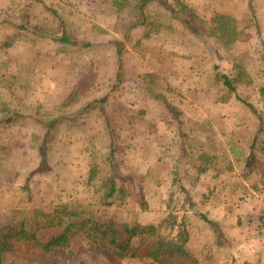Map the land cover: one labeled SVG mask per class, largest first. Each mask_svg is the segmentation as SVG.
<instances>
[{"label": "rangeland", "instance_id": "1", "mask_svg": "<svg viewBox=\"0 0 264 264\" xmlns=\"http://www.w3.org/2000/svg\"><path fill=\"white\" fill-rule=\"evenodd\" d=\"M168 1L173 8L147 0L145 37L149 26L129 27L132 10L122 21L111 0H0V222L66 202L103 221L147 224L170 212L189 219V205L197 231L203 221L211 231L193 244L202 264H264V252L250 261L248 251L234 250L236 239L254 236L253 212L241 213L249 228L234 226L241 235L229 232L224 243L221 226L196 208L215 188L207 178L198 187L208 196L185 188L207 152L213 172L239 178L236 202L253 186L264 190V0H183L203 31L176 18L178 6ZM219 14L237 31L229 42L211 32ZM63 31L72 42L59 40ZM6 115L13 119L5 123ZM112 174H120L122 202L107 205L101 193ZM58 230L36 232L47 238ZM53 261L153 264L118 257L81 233L49 252L20 244L3 257L4 264Z\"/></svg>", "mask_w": 264, "mask_h": 264}, {"label": "trees", "instance_id": "2", "mask_svg": "<svg viewBox=\"0 0 264 264\" xmlns=\"http://www.w3.org/2000/svg\"><path fill=\"white\" fill-rule=\"evenodd\" d=\"M147 0H111L117 11L121 14L120 19L125 20V9L132 10L131 16L126 19L129 27L138 24L149 26L145 37L150 36L151 22H148L145 13ZM168 6L170 2L166 0ZM179 12L175 17L189 24L190 28L203 31L200 26L201 19L196 15L195 10L190 8L183 0H174ZM216 25L211 27V32L217 34L218 39L231 41L236 37L237 31L234 26H230V18L227 15H216ZM62 42H72L63 31L60 38ZM81 44V43H80ZM86 46L87 44H81ZM152 75L148 73L147 76ZM222 84L229 90H234L232 79L226 74H221ZM106 96L93 100V103H103ZM249 107L253 106L246 103ZM10 115L3 117L5 123L12 120ZM54 121V120H53ZM49 123V122H47ZM254 142L252 143V145ZM41 146V152L43 151ZM201 152V157L195 165L196 172L204 171L212 167L210 161L212 154ZM205 154V156H203ZM209 158V160H207ZM249 171L254 168V164L249 160L247 163ZM246 176V174H244ZM91 178L94 177L92 174ZM104 180V192L101 198L107 204H120L122 202L120 192L121 186L118 184L120 174H112ZM92 180V179H90ZM143 201V200H142ZM139 205L144 207V202ZM205 221L211 222L206 216ZM40 220V222H38ZM58 227V231L50 237H45L36 232L38 227ZM175 230L173 233L172 231ZM78 233L83 238L89 239L95 246L103 247L118 257H137L140 260L149 261L153 264H202L188 246V230L184 215L175 212L168 213V216L157 223H131L129 221L115 222L114 220L103 221L94 215H89L86 209L71 208L66 202H62L48 212L39 210L33 211V216L27 219L21 216L18 220H3L0 222V264H4V255L20 244L31 245L42 253L49 252L57 247L67 245L69 241ZM50 264H67L53 261Z\"/></svg>", "mask_w": 264, "mask_h": 264}, {"label": "crops", "instance_id": "3", "mask_svg": "<svg viewBox=\"0 0 264 264\" xmlns=\"http://www.w3.org/2000/svg\"><path fill=\"white\" fill-rule=\"evenodd\" d=\"M213 169L215 168L210 167L200 172H196L195 169V174L190 176L191 179H189L187 186H185L187 192H190V194H195L199 191L201 194L206 193V195L208 196V190L198 187L201 180H205L207 178L208 182H210L209 185H212L211 187L215 188V197L210 195L203 203L198 204L200 208L198 205L197 207L195 206L199 209L197 212L203 213L206 218L214 221L216 225L221 226V231L224 235L221 240H223L222 242L224 243H230L232 241L228 236L229 232L231 233V236H233L234 231L236 233V236L241 235V230L237 228L234 229V226H240L244 223L245 229L249 228L247 226V221L245 218L246 215H242L241 213H247V211L248 213L253 212L254 219L250 222H253L254 225V236L250 240H245L244 238L236 239L234 250L240 249L241 251H248L251 256L250 261L261 258V255L264 252V224L261 221V210H263L264 208V190H256L257 188L253 186L254 189H247L246 193H244L245 201L236 202L235 192L238 194L237 188H240L241 184L239 187H237L235 186V183H237V185L238 183H241L239 181H236V179L239 178L234 179L231 177V180H225L224 174H217L216 172H213ZM211 178H214L215 180L213 184ZM243 181V184H246L245 179ZM184 212L188 213L189 215L188 219V216H186V214H183L188 230V246L190 250L193 251V244L195 243V239H198L199 236L203 237L204 232L211 233V231L209 229V224L204 221L203 223L205 224V226L201 224V229L202 227L204 228L202 232L197 231L194 222V220L197 219L196 215L194 214L196 210H193L191 206L187 205V208L185 207ZM200 241L202 243H205L204 240Z\"/></svg>", "mask_w": 264, "mask_h": 264}]
</instances>
